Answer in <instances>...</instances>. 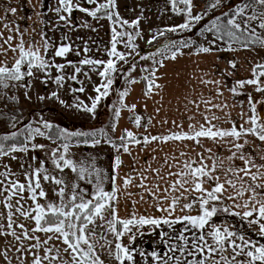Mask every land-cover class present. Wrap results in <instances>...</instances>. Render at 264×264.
<instances>
[{"label":"snow or ice","instance_id":"1","mask_svg":"<svg viewBox=\"0 0 264 264\" xmlns=\"http://www.w3.org/2000/svg\"><path fill=\"white\" fill-rule=\"evenodd\" d=\"M170 3L171 10L184 17L183 22L154 33L149 44L167 32H192L200 25L207 46H197V54L243 50L259 55V50H264V0H203V11L195 14L194 9L200 5L194 0H170ZM118 7L117 0H56V23L62 22L67 29L59 43L43 28L31 34L21 30L15 21L7 19L9 14L15 16L17 9L6 7L0 16V101L4 107L20 103L13 90L23 89L24 98L30 101L33 80H39L45 87L52 81L58 89L70 80L81 85L69 89L74 103L60 99L59 91L38 99H56L67 108L95 118L98 105L114 90L119 73L124 71L118 68V63L130 64L135 71L129 57L149 59L136 51L139 46L135 41L142 33L130 31L139 29L143 12L129 22L120 16ZM74 11L97 23L105 19L112 22L110 49L96 50L106 52L109 59L87 55L78 62L68 59L69 54L79 57L81 53L92 52L88 41L76 44L72 40L70 33L78 30ZM78 27L96 31L87 20H82ZM207 34L215 39L209 40ZM221 41L226 43V48L217 47ZM177 43L187 48L194 41L169 42L164 48H175ZM121 44L130 51H119ZM177 55L178 51H172L170 58L175 60ZM57 58L63 62L57 63ZM153 63L164 66L163 60L153 58ZM228 63L231 69H237L236 60ZM249 63L251 78L237 80L229 88L234 96L245 95L246 85L264 93V57ZM82 66H88L90 72L101 78V83L93 88L96 95L89 97L90 104L75 96L86 90L84 80L79 79L81 74L92 82ZM69 67L73 69L71 73L67 72ZM159 67L151 71L143 69L149 73L144 77L148 98L154 89L163 88L156 83ZM226 74L232 75L227 71ZM201 83L219 85L220 81L202 79ZM128 95V89L120 91L119 106H112V131L116 130L122 110L127 109L133 113L135 127L144 128L140 136L128 129L117 139L104 128L70 131L42 116L40 126L28 124L23 129L0 134V264H138L137 253L145 264L149 257L152 264H264V109L257 110L258 104H264V98L247 93L250 114L245 120L246 113L242 111L243 122L238 124L231 119L230 112H225L230 105L201 96L188 101L196 113L187 116V130L183 123L173 120L166 131L153 135L148 131L150 126L154 127L153 118L148 117L142 123L144 118L136 114V105L125 102ZM216 96H223L219 88ZM214 109L223 115H217ZM185 110L190 111L187 105ZM0 122H3L0 126L17 129L19 120L16 114L0 111ZM162 123L167 124L168 120ZM37 137H44L50 144L36 143ZM205 140L220 151L205 147ZM102 142L117 153L111 172L97 166L96 156L79 160L74 157V146L96 148ZM133 145L141 150L154 145L144 161L147 167H136L138 157L133 156ZM165 145L174 146L175 151L165 152ZM197 147L201 151L192 155ZM225 148L227 156L222 154ZM123 154L132 156L133 164L129 173L121 176ZM11 162H15L17 170ZM151 162H155V167ZM68 172L75 174V181L65 179ZM46 184L54 187L46 189ZM129 188L136 191H128ZM133 196L138 199L130 201L132 210L121 217V199ZM146 197L161 215L141 214L136 210V204L148 202ZM222 214L246 221L249 231L242 232L228 221L217 222L215 218ZM146 226L163 242L162 252L152 250L146 254L143 249L132 247L137 236L144 235ZM125 236H128L127 244Z\"/></svg>","mask_w":264,"mask_h":264},{"label":"crops","instance_id":"2","mask_svg":"<svg viewBox=\"0 0 264 264\" xmlns=\"http://www.w3.org/2000/svg\"><path fill=\"white\" fill-rule=\"evenodd\" d=\"M117 2L119 6L118 10L120 12V16L131 21L135 20L138 17L137 13L140 11L138 9L139 5L145 7L146 5L152 3V11L147 10L145 14L147 15V17L144 21H149V18L152 15L155 16V19H151L156 20L161 15L160 20H156V23H154V25H156V27H161L160 29L162 30L167 28V26L172 27L176 24L182 23L184 20V18H178V22L176 20L177 23H170L169 21L165 20V18H170V20L172 21L174 17H176V13L171 10L170 0H117ZM9 6L15 7L17 9V12L15 16L9 14L7 19L15 21L19 25L21 30H27V32L31 34L33 30H36L38 32L41 28H43L44 31L48 33V36L52 38V40L58 43L62 42L63 35L67 31V29L63 26L62 22L56 23V21L58 20V17L54 12V8L56 7V0H0V16L4 15V9ZM202 10L203 9H201V11ZM201 11H194V14ZM73 19L75 21V24L77 25L78 30L76 32L70 33L72 40L75 41L76 44H81L82 41H88V45L92 49V52L87 54L81 53V56L79 57L75 56L74 54H69L68 59H71L74 62H78L79 59L83 58L85 55L91 58H103L105 60L109 59L106 52H99L96 50L97 48L104 47L110 49L109 41L112 22L105 19L97 23L91 17H87L85 14L78 11H74ZM82 20H87L88 22L92 23L96 28V31H93L91 29L79 28L78 26ZM41 21H45V23H41ZM145 22H143V24L140 23L139 29H148L144 25ZM118 30L120 29L118 28ZM5 34L7 35V32ZM153 34L154 33L150 32L149 36H144L141 38V40L143 41L141 42L142 44H139L140 50L144 47H147L146 45L149 44L148 41L152 39ZM77 37H79L80 39H77ZM25 39H28L27 35L25 36ZM208 39L212 40L215 38L211 34H208ZM198 44L204 45L207 44V41L203 38V36H201ZM217 47L226 48V43L223 41L218 42ZM196 48L197 44L194 43L187 48L179 46L176 50L178 51V55L175 60L170 58L172 53L170 51L165 53L163 56H159V60L164 61V66L159 67V65L154 64L152 69L154 67H159V71L156 73V76L159 77V79L156 80V83L162 85L163 88L154 89V94L151 98L145 96L146 90L144 89V77L148 76L149 73L147 72L141 71L139 76L134 75L135 77L133 75L128 76V78L123 83L120 82V85L116 87V91H123L125 89L129 90V95L125 98V102L128 105H136V114L141 115L144 118V120H142V123H144L148 117L153 118L152 124L154 125V127L150 126L148 129V131H150L153 135L166 131L169 127L172 126L173 120H175L177 123H183L185 130H187V126L189 124L187 116L196 113L194 105L188 103L189 100H198L201 96H203L205 98H212L214 102L223 101L230 105L229 108L225 109V112H230L231 119L239 124L243 122L240 118V113L242 111L246 113L244 117L245 120L247 119V114H250L246 94L251 93L253 97L264 98V93H258L254 90L255 86L246 85L244 89L246 94L242 96H234L229 91V88L237 80L251 78L252 65L249 63V61L255 63L260 57H264V50H259V55L243 50L236 52L213 51L210 54H197ZM140 50L138 51L140 52ZM9 56H11V53L9 54ZM137 59L138 58H135L134 61L136 62ZM230 60L237 61V69L233 70L230 68L228 63ZM134 61H132V63H134ZM56 62L60 63L63 61L60 58H57ZM82 68H86V71L90 76L92 74V76L96 77V79L99 78L95 73L89 71L88 66H82ZM225 70L227 72H231L232 75H227ZM72 71L73 69L70 67L67 69L68 73H71ZM80 76L83 77L82 74ZM128 79H135L138 82L135 84H129L127 82ZM202 79L213 81L218 80L220 81V84L205 85L201 83ZM93 82L94 86L98 84V81L96 80H93ZM72 83L73 81L69 80L64 84L61 92H59L60 99H63L66 102L73 101V99H71V93L69 91L70 87H72L70 86ZM86 84L87 82L85 81L83 86L86 87ZM93 88H91V90H93ZM217 88H219L223 92L222 97L216 96ZM113 93L116 94V92ZM79 94L80 96H82L83 93ZM95 95L96 93H94L92 97H94ZM185 105H187V109H189L190 111L185 110ZM241 105H243V107H241ZM203 108L204 105H201V110H203ZM157 109H159V112L156 111ZM262 109H264V104H258L257 110L261 111ZM213 111H216L217 115H223V113L219 112L218 110L214 109ZM97 115H100V113L98 112ZM130 116L132 118H130ZM133 119V113L129 112L127 109L122 110L121 116L118 122H116V130L114 132L111 130L109 135H111L113 139H117L125 129H128L140 136L141 133H144V128L142 127L137 129L133 123ZM165 119L168 120L167 124L162 123V121ZM197 119L202 120L199 115H197ZM90 121L83 123L87 126V124L92 123ZM192 122L194 123L195 121ZM224 126L227 127L228 125L225 124ZM35 142L50 144V141H48L44 137H37ZM204 144L205 147H211L213 149V152L220 151L211 141L205 140ZM52 146L54 147L55 145ZM153 146H149L144 150H141L140 146H132L133 156L138 157V163L136 167H147L144 161L149 153H151V148ZM186 150L190 151V149ZM164 151H175V147L173 146L172 148H169V146L165 145ZM199 151H201V149L197 147L195 148L194 152H191V154L195 155V152ZM72 152L74 153V157L77 160L81 158H87L89 156H96L97 166L107 170L108 172L112 171L113 159L115 155H117L116 151L110 145L104 142H102L101 145L97 146L96 148L74 146L72 148ZM152 154L157 155L156 153ZM222 154L224 156H227L229 154L226 148ZM29 155L31 156L32 153H29ZM40 155L44 156L45 153H40ZM122 159L125 163L121 166L120 175L124 176L129 173L133 164V159L132 156H129L127 154H123ZM11 163L13 164L14 170H17L15 168V162ZM151 163L152 166L155 167V162ZM65 179L68 181H75V174L68 172L65 176ZM52 187L54 186L47 184L45 185V188L49 190ZM128 191L134 192L136 191V189L129 188ZM49 194L50 196L52 195L51 191H49ZM132 199H138V197L133 196L131 198L125 197L121 199V217L127 216L128 213L132 210V205L130 203ZM146 199L148 198L146 197ZM135 208L141 214H154L157 216L161 215L160 213L155 212V210L151 207L150 199H148L147 203L141 202L136 204ZM215 219L217 220V222L228 221L237 226L242 232L249 231L246 221H241L238 217L232 218L222 214L218 215ZM165 230L168 229L165 228ZM158 231L159 230H157V232ZM143 232V236H137L135 243L132 244L133 248L143 249L146 254L151 252L152 250L161 252L164 250L163 242L159 239L158 235L150 232L149 227L146 226L143 229ZM128 242V236H125L124 243L127 244ZM136 259L138 261V264H145L144 259L141 258L138 253ZM113 264H115V262H113ZM148 264H152L151 257H149L148 259Z\"/></svg>","mask_w":264,"mask_h":264},{"label":"rangeland","instance_id":"3","mask_svg":"<svg viewBox=\"0 0 264 264\" xmlns=\"http://www.w3.org/2000/svg\"><path fill=\"white\" fill-rule=\"evenodd\" d=\"M145 1V0H144ZM149 1V0H147ZM151 4L146 5L145 7L139 5L138 9L140 10L137 13V16L139 17L141 15V11L143 12V19H141L140 23L143 24V22H145L144 20L146 19L147 15L146 12L148 11H152L151 10ZM164 9V8H163ZM203 9V8H202ZM201 11V9H200ZM203 11V10H202ZM150 16V15H149ZM151 18L155 19V16H151L149 18V21H146L144 23L145 27H147L148 29H130V31H140L142 33L141 37H137L135 43L139 46V44H142L141 42L143 40H141L142 37H146L150 35L151 33H156L159 31V29L161 27H156V25H154V23H156V20H160L161 15L159 16L158 19L156 20H152ZM178 18H184L182 15H177L176 17H174V19L171 21L170 18L167 19L165 18V20L169 21L170 23H177L178 22ZM177 20V22H176ZM129 22H131V20H129ZM160 23V22H159ZM202 24H204V26H207L206 22H202ZM177 25V24H176ZM169 27V26H167ZM119 28V27H118ZM162 30V29H160ZM201 27L200 25H197V27L195 28V30L193 29L192 32H177V33H171V32H167L165 35L163 36H158L157 39L152 43V44H148L146 45L147 47L145 49H147L148 51L146 53L141 54V56H147L149 57V59H141L139 56L136 57L138 58L137 61L135 62L134 60H132V57H129L130 61H134L135 64V71H132L131 65L130 64H125L124 62H119L118 63V68H123L124 71H122L121 73H119V78L116 80L115 84L113 85V89L110 91V95L106 98V99H102L101 103L98 105L96 114H95V118H92L89 114L83 112V111H78L75 108H67L64 105H61L59 103V100L56 99H44L43 101L39 100L38 97L43 95L45 97H48L52 91H59L61 92L62 88H57V86L52 82L49 81L47 87H45L44 84L40 83L39 80H33L32 81V91L29 92V95L32 97V99L29 101L27 99L24 98L23 89H19V90H13L15 92V95L19 96L20 98V103L17 105L18 107V111H19V115L18 116V126L17 129H11L10 126L8 127H3L0 126V134H6L9 133L12 130H20L25 128L28 124H32L34 127L35 126H40L39 121H40V117L42 116L45 120L49 121L50 123H53L54 125H58L60 127L63 128H67L70 131H76V130H83V131H89V130H97L100 128H104L108 134H110L111 130H112V124L114 122V116H113V105H118V92L120 91H116L117 90V86H119L120 82L123 83L126 80V77L128 78V73H131V76L136 75L139 76V74L143 71V69L148 68L149 70L152 69L154 63H153V58L155 60H159L160 57L159 56H163L165 53H167L168 51H172L173 49L179 47V43H177L175 48L172 49H166L164 48L165 44H168L169 42H179L181 40H185V41H189V40H193L194 44H197V46H199L198 42L201 38ZM208 35V34H207ZM210 36V35H209ZM163 44L160 45V44ZM155 44L160 45L159 48H155L153 50H151ZM207 45V44H204ZM118 50L122 51V52H129L130 49H126L123 47V45H118ZM140 50V48L138 47L136 49V51ZM139 52V51H138ZM107 60V59H106ZM84 71H86V68H83ZM53 71V75H56V71ZM135 77V76H134ZM79 79H83L84 82L86 81V87H85V92L82 94V96H80V94L76 93L75 96H78L80 100H83L85 103H89L90 104V100H88V97H92L94 95V91L91 90V88L94 87V82L93 80L98 81L99 85L101 83V78L96 79V77H93L91 74V83L83 78L82 76H79ZM72 87L78 88L81 85L76 83L75 81H73V83L70 85ZM113 92H116V94H114ZM12 94V93H9ZM112 94V95H111ZM71 99H73V101H68L67 103L71 104L74 103V96L71 93ZM12 108L14 107V104L10 105ZM4 108V103L2 101H0V109ZM100 113V115H97V113ZM91 120V121H90ZM92 122L87 124V126L83 123V122ZM3 122H0V124H2Z\"/></svg>","mask_w":264,"mask_h":264},{"label":"trees","instance_id":"4","mask_svg":"<svg viewBox=\"0 0 264 264\" xmlns=\"http://www.w3.org/2000/svg\"><path fill=\"white\" fill-rule=\"evenodd\" d=\"M188 41V40H187ZM189 41H193V40H189ZM180 46V45H179ZM178 48V47H177ZM177 48L173 49L172 51H176ZM171 51V52H172ZM144 83H145V86H144V89L146 90L147 89V81L144 79ZM18 104H14V107L12 108L10 105L9 107H4V108H1L0 111L4 112V113H7L8 115H12V114H16V115H19V111H18V107H17ZM11 109V110H10ZM130 118H132L130 116ZM56 125V124H55ZM118 142V141H117Z\"/></svg>","mask_w":264,"mask_h":264},{"label":"built area","instance_id":"5","mask_svg":"<svg viewBox=\"0 0 264 264\" xmlns=\"http://www.w3.org/2000/svg\"><path fill=\"white\" fill-rule=\"evenodd\" d=\"M194 2L200 5V7L195 8L194 11H200V9L203 8V0H194Z\"/></svg>","mask_w":264,"mask_h":264},{"label":"water","instance_id":"6","mask_svg":"<svg viewBox=\"0 0 264 264\" xmlns=\"http://www.w3.org/2000/svg\"><path fill=\"white\" fill-rule=\"evenodd\" d=\"M163 44H164V43H162V44H160V45L163 46ZM160 45L155 44V46H154L151 50H153V49H155V48H159ZM147 51H148L147 49L142 48V49L140 50V54L146 53ZM137 57H138V56H137ZM135 58H136V57H135ZM262 115H263V113H262Z\"/></svg>","mask_w":264,"mask_h":264}]
</instances>
